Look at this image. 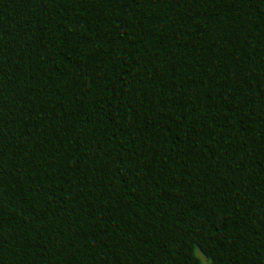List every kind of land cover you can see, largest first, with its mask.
Here are the masks:
<instances>
[{"label":"trees","instance_id":"trees-1","mask_svg":"<svg viewBox=\"0 0 264 264\" xmlns=\"http://www.w3.org/2000/svg\"><path fill=\"white\" fill-rule=\"evenodd\" d=\"M71 3L0 0V264L56 215L80 240L64 264H264V0ZM103 6L124 45L83 51Z\"/></svg>","mask_w":264,"mask_h":264},{"label":"clouds","instance_id":"clouds-1","mask_svg":"<svg viewBox=\"0 0 264 264\" xmlns=\"http://www.w3.org/2000/svg\"><path fill=\"white\" fill-rule=\"evenodd\" d=\"M227 0H222L226 3ZM71 8V0H61ZM155 26L147 20L140 23L141 35L148 41L157 39ZM83 51L95 50L98 53L118 51L124 45L127 32L118 24L116 13L107 6L101 7L95 15L88 19L75 33ZM205 97V103L211 106L220 95L227 90L224 83L217 85ZM213 163L224 168L236 169L241 175H247L252 167V158H235L231 149H217L213 152ZM37 187L48 184V173L40 171L33 177ZM75 220L71 215H56L50 222L34 226L32 237L25 242L21 251L25 264H64L69 258L76 260L80 256V240L74 231Z\"/></svg>","mask_w":264,"mask_h":264}]
</instances>
